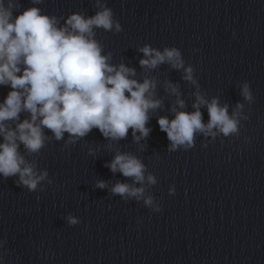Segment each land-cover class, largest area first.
Here are the masks:
<instances>
[{"label": "water", "instance_id": "obj_1", "mask_svg": "<svg viewBox=\"0 0 264 264\" xmlns=\"http://www.w3.org/2000/svg\"><path fill=\"white\" fill-rule=\"evenodd\" d=\"M7 2V0H6ZM18 15L32 7V0H16ZM122 25V31L97 28L96 39L110 63L135 70L139 82L153 81L155 100L150 109L145 138L129 128L125 138H105L97 128L85 137L65 132L57 140L44 128V146L38 153L19 151L37 172L48 177L35 191L18 187L17 176H0V255L4 264H264V157L241 125L238 134L215 137L197 132L190 148L170 151L167 134L158 119H174L177 111L194 112L199 93L209 103L216 98L226 105L191 50L154 0H105ZM95 0H42L36 5L44 14L58 18L74 12L92 16ZM63 19L60 20L61 25ZM145 45L163 51L175 47L184 67L168 63L155 68L139 61ZM193 68L196 83L185 80V69ZM169 84L175 85L179 96ZM0 86V102L10 91ZM177 99L184 101L179 108ZM199 110L206 124V105ZM229 114L232 112L228 108ZM30 113L23 111L18 121ZM39 123V120H37ZM213 131H216L214 129ZM136 137H139L137 139ZM118 153L139 158L145 177L156 178L144 187L161 211L153 212L143 199L113 195L117 182L132 184L131 177L113 173L106 163ZM104 181L107 187H97ZM175 186V193L169 188ZM78 220L69 225L67 217Z\"/></svg>", "mask_w": 264, "mask_h": 264}, {"label": "clouds", "instance_id": "obj_2", "mask_svg": "<svg viewBox=\"0 0 264 264\" xmlns=\"http://www.w3.org/2000/svg\"><path fill=\"white\" fill-rule=\"evenodd\" d=\"M41 3L42 0H32V7L14 15V9L20 6L16 0H0V86L11 89L0 102V176H17V186L29 191H35L48 173L37 172L19 148L23 144L28 152L38 153L44 146V128L51 130L57 140L65 132L70 137H85L93 128L113 140L125 138L129 128L134 136L139 132L146 138L150 132L146 127L148 112L161 103L152 98L153 81L139 82L131 78L135 76L134 69L124 64L113 65L109 62L111 54H103L95 30L122 31V25L114 19L113 10L106 6L105 0H95L97 10L92 16L74 12L63 18L44 14L36 6ZM139 51L145 57L139 61L142 67L155 68L162 63L176 69L184 67L182 53L175 47L160 51L145 45ZM185 73V80L196 83L191 66ZM169 88L179 96L175 85L169 84ZM241 95L249 103L254 100L247 81L241 87ZM177 104L181 109L185 106L180 99ZM200 105L208 109L206 124ZM193 108L196 110L191 113L173 108L174 119H158L161 131L170 141V151L192 147L197 132L213 137L217 132L225 137L238 134L240 120L248 119L242 114V103L229 114L227 105L221 106L216 98L209 103L199 93ZM23 111L30 113V119L14 128L8 126L6 122L18 121ZM105 166L133 180L132 184L117 182L111 188L113 195L143 199L153 212L161 211L152 196H144L143 186H134L143 185L145 180L149 185L156 183L153 175L145 177L146 167L139 158L118 153ZM97 187L104 189L107 184L99 181ZM174 193L175 186H171L169 194ZM67 220L69 225L78 223L71 216ZM0 264H4L2 255Z\"/></svg>", "mask_w": 264, "mask_h": 264}]
</instances>
